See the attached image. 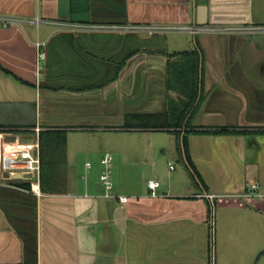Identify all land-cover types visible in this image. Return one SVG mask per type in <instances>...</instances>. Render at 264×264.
<instances>
[{"label": "crops", "instance_id": "obj_1", "mask_svg": "<svg viewBox=\"0 0 264 264\" xmlns=\"http://www.w3.org/2000/svg\"><path fill=\"white\" fill-rule=\"evenodd\" d=\"M200 6L205 24H264V0H0V15L48 21L0 24V160L16 145L40 149L47 130L103 132L116 139L109 153L117 155L106 191L79 185L76 155L95 148H67L56 194L43 192L41 180L36 189L7 180L0 168V264H208L217 203L231 249L250 229L249 264H264V33L174 39L169 34L182 31L116 27L198 25ZM183 51L200 58L184 126L125 128L130 115L158 119L171 100L185 99L168 86L169 62L181 58L170 55ZM122 139L150 141L156 154L180 156L182 167L170 160L166 177L157 170L145 180L126 165L123 156L137 150ZM81 179L88 182L87 173ZM149 180L160 184L154 195ZM253 182L260 186L251 196Z\"/></svg>", "mask_w": 264, "mask_h": 264}, {"label": "rangeland", "instance_id": "obj_2", "mask_svg": "<svg viewBox=\"0 0 264 264\" xmlns=\"http://www.w3.org/2000/svg\"><path fill=\"white\" fill-rule=\"evenodd\" d=\"M187 33V32H186ZM174 39H181L183 35H188L182 32H172L169 34ZM190 36V35H189ZM191 37V36H190ZM103 132H79V131H70L69 133L66 132V143H65V150L67 152L70 151L72 155H74L75 148H95L93 153L87 154L83 150L82 153L76 155L78 158L77 168H78V177H79V185L83 187L85 183L89 184L90 186L94 185L96 188L100 187L99 189L106 191L104 185L101 183L100 174L102 170L101 159L106 152H110L115 146L114 141L115 138L106 136L102 134ZM108 137V138H107ZM58 138V137H57ZM45 140L47 143L50 141L48 136H45ZM118 141V140H117ZM122 146L127 149H132L134 147L137 151L132 152L134 158H129L127 155H124L123 158L126 162V165H130L129 167L132 169L135 167L139 176L148 180L151 177H155V173L159 170L161 175L165 177L168 175V162L172 160L174 165L177 167H182V162L180 156L175 159L173 155H169L168 152L163 154H156L154 152V148H150L149 144L150 141L144 140L143 142L139 143L137 146L133 144L131 140H123ZM133 144V145H132ZM113 158H116V154L112 153ZM122 156V155H121ZM140 156L147 157L149 161V165H144L141 160L137 159ZM122 158V157H121ZM142 158V157H141ZM177 160H179L177 162ZM90 161L93 164V168L89 171L85 170V162ZM114 164L116 162L113 161ZM123 163V162H120ZM135 170V171H136ZM89 179V183L82 180L81 176L86 175ZM157 178V177H156ZM160 180L165 181L164 178ZM98 185V187H97ZM95 188V187H93ZM249 190H251L249 188ZM255 192H258L256 190ZM250 201V200H249ZM250 203L244 202V205L247 207ZM220 204L217 203V207L214 206V212L212 214L213 219V237H210V242L208 245V249L210 250L208 253V264H249V249H251V233L250 229H244L243 235H236L237 237V244L233 245L231 249V227L226 228L227 221L223 220L220 214ZM245 211V210H243ZM211 218L209 219V224L211 225ZM256 242V241H255ZM257 243V242H256ZM217 249V250H216Z\"/></svg>", "mask_w": 264, "mask_h": 264}, {"label": "built area", "instance_id": "obj_3", "mask_svg": "<svg viewBox=\"0 0 264 264\" xmlns=\"http://www.w3.org/2000/svg\"><path fill=\"white\" fill-rule=\"evenodd\" d=\"M48 23V21H43L39 18L36 19H23L19 17H13L8 15H0V24L3 27H8L10 25L28 23L32 25L39 26L42 23ZM56 26H62L65 28H79V25L71 23H61V22H49ZM94 26L93 28H96ZM117 29L121 30H133V31H144L149 34L155 32H168V31H182L193 35L197 34H215V35H251L264 33V24H246V25H192L183 27H168V26H154V25H120L116 26ZM97 28H104L98 25ZM35 46L38 49V58L44 59L46 54L42 50L43 43L40 41L35 42ZM113 155L109 152L105 153L101 159L102 170L100 174L101 183L104 185L105 189L110 190L114 185V174H113ZM90 167V164H87ZM1 171L6 175L7 180H18L23 179L31 182L33 189L39 186L41 179V159H40V149L38 143H29L24 145H16L10 148H6L1 155L0 160ZM170 168L174 169V165L170 164ZM160 186L159 182L156 180L148 181V188L152 191V195ZM260 184L258 182H253L250 184V195L252 192L258 190ZM249 195V194H248ZM209 199H213L214 196L208 195ZM122 203L128 201L127 197H120Z\"/></svg>", "mask_w": 264, "mask_h": 264}, {"label": "trees", "instance_id": "obj_4", "mask_svg": "<svg viewBox=\"0 0 264 264\" xmlns=\"http://www.w3.org/2000/svg\"><path fill=\"white\" fill-rule=\"evenodd\" d=\"M176 55H180L181 58L180 61L169 62L168 86L178 89L185 99L171 100L167 114L158 119L130 115L125 122V128L176 130L184 126V121L194 105L198 91L200 58L194 51H183L170 56ZM65 133L64 130H47L40 133V180L41 189L45 193L56 194L61 189L63 182L61 173L66 164ZM45 136L50 139L48 143ZM22 186L30 187L28 183H22Z\"/></svg>", "mask_w": 264, "mask_h": 264}, {"label": "water", "instance_id": "obj_5", "mask_svg": "<svg viewBox=\"0 0 264 264\" xmlns=\"http://www.w3.org/2000/svg\"><path fill=\"white\" fill-rule=\"evenodd\" d=\"M198 10L199 11H204L203 12V15H198V20H197V22H198V25H203V24H205V23H207L208 22V19H207V13H206V6H200V7H198ZM210 22H211V20H210ZM248 20L247 21H245V22H243V24H248ZM124 124H122V126H123Z\"/></svg>", "mask_w": 264, "mask_h": 264}]
</instances>
